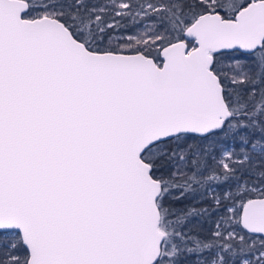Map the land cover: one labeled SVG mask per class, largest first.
Instances as JSON below:
<instances>
[{
	"label": "snow or ice",
	"instance_id": "6c2138e0",
	"mask_svg": "<svg viewBox=\"0 0 264 264\" xmlns=\"http://www.w3.org/2000/svg\"><path fill=\"white\" fill-rule=\"evenodd\" d=\"M0 264H264V0H0Z\"/></svg>",
	"mask_w": 264,
	"mask_h": 264
},
{
	"label": "trees",
	"instance_id": "16d2710c",
	"mask_svg": "<svg viewBox=\"0 0 264 264\" xmlns=\"http://www.w3.org/2000/svg\"><path fill=\"white\" fill-rule=\"evenodd\" d=\"M90 2L92 3H96V2H100V3H105L107 2V0H90ZM128 25H129V28H131V22H127ZM191 203V201H188V200H184V201H181V202H177L173 205V207L176 209V210H180V209H183L185 208L186 206H188L189 204ZM190 227H193L195 230L199 231L201 230V228L203 229V231L206 233L207 230L209 228L212 227V224L211 222H207V223H203L202 225L197 222V221H194L192 225H190Z\"/></svg>",
	"mask_w": 264,
	"mask_h": 264
}]
</instances>
